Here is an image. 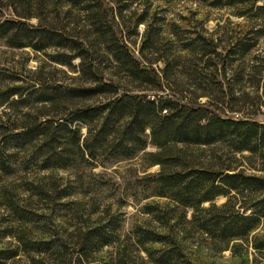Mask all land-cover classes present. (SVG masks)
I'll return each instance as SVG.
<instances>
[{"label":"trees","instance_id":"16d2710c","mask_svg":"<svg viewBox=\"0 0 264 264\" xmlns=\"http://www.w3.org/2000/svg\"><path fill=\"white\" fill-rule=\"evenodd\" d=\"M256 2L210 0L213 6L239 4L240 15L253 8L261 20V25L259 19L253 22L255 29L247 28L222 45L224 51L213 33L202 31L163 50L151 49L159 42V32L147 30L136 55L115 28L120 24L116 14L123 18L127 1L0 0V8L13 12L4 16L0 9V37L9 45L40 51L54 48L52 60L61 64L80 59L79 75L71 82L48 81L39 75L38 86L28 83L0 89V104L8 101L9 107L21 104L26 109L21 117L0 114V170L12 174L22 167L26 172L33 165L38 171H81L63 185L62 176L57 175L30 179L21 189L26 195L2 186L0 207L15 216L19 227L2 229L0 235L12 234L15 243L0 246V263L20 254L32 264H138L137 258L145 262L139 253L135 258L130 249L120 246L117 213L107 211L86 219L81 211V223L62 233L46 228L48 213L33 205L45 201L50 210L55 202L67 205L60 200L75 192L77 187L70 182L82 183L86 167L130 158L140 151L148 166L158 167L141 177L144 196L147 192L165 199L146 202L143 209L166 231L142 225L132 231L137 249L146 252L150 261L204 264L190 257L185 245L187 234L194 231L224 249L248 237L264 219V98L256 93L264 75V58L245 67L255 84L252 93L236 87L244 66L228 70L264 33V0ZM61 5L67 7L61 10ZM47 8L51 17L45 22L28 21L39 14L49 16ZM143 20L138 16L135 25ZM173 34L178 39L183 36L179 29ZM166 40V44L172 42L169 36ZM158 61L161 67L155 65ZM35 103L42 107L31 110ZM258 113L262 119L255 117ZM149 143L156 148L145 150ZM242 162L263 173L245 171ZM218 195L225 200L217 203ZM32 223L40 227L41 235H34ZM153 242L160 246L150 245ZM68 243H73L70 252ZM107 244H117L115 256L97 258ZM252 245L264 251V236L254 238Z\"/></svg>","mask_w":264,"mask_h":264},{"label":"rangeland","instance_id":"374dc122","mask_svg":"<svg viewBox=\"0 0 264 264\" xmlns=\"http://www.w3.org/2000/svg\"><path fill=\"white\" fill-rule=\"evenodd\" d=\"M123 1H127L129 5L127 9L122 10L123 18H120L118 13L116 14L117 21L120 24L115 28L119 36H124V39L131 45L136 55H138V48L142 43L143 33L147 30L159 32V42L151 49L157 47L163 50L164 48L162 47L173 45L177 42L182 43V41L189 39L190 35L194 34V32L202 31L204 33H213L218 38L216 40H219L220 46L218 48L224 51L221 46L227 44L229 40H234L235 37L243 35L245 29L250 27L252 29L254 27L252 26L254 21L259 19L257 22L261 25V20L255 16V10L253 8L242 15L238 14V11L242 8L239 4L213 6L210 4V0ZM261 2L262 0H257L256 4H260ZM66 7L61 5L59 8L62 10V8ZM0 9H2L1 11L4 16L13 15L11 9L5 6H2ZM33 11L38 15L39 12L36 8ZM45 13H49V16L39 14L38 18L32 17L28 21L36 23L37 19H40L43 23L46 21L45 18L51 17L48 8ZM140 15L144 17V20L138 25H135ZM175 29H179L183 33V36H181L183 37L182 39L179 36L178 39L173 34ZM255 34L257 33L255 32ZM168 36L172 42L166 44L169 42L166 40ZM243 37L245 39L247 38L246 35ZM256 39L257 42L250 52L243 58L233 60L234 64L229 66L230 70H228V72H233L240 65L244 66L241 76L243 79H240L238 82L236 81V87L238 89L244 88V90H249L250 93L255 90V84L252 82V74L247 73L245 67L247 66V62L256 61L258 63L261 61V57L264 58V33ZM55 53L56 50L51 47L46 48L44 51L35 50L31 46L14 47L9 45L5 38L0 37V89L11 85H27L28 83H36L35 85L38 86L37 77L39 75L45 77L48 81L60 83H68L75 80L73 78L79 75L80 72L79 57H74L65 64H61L52 60V55ZM155 65L161 67L163 63L158 61ZM262 68H264V65ZM260 80V85L256 93H260L262 98H264V75ZM33 87L30 89H33ZM13 97L19 98L17 94L13 95ZM204 98L202 97L201 100H204ZM8 104V101L0 104V114L6 112L11 117H21L22 112L26 110L21 104H16L13 108L9 107ZM34 105L30 108L31 110H35L36 107H42L41 104L35 103ZM261 109L263 110L264 106ZM229 113L235 116L239 115V113ZM255 117L258 119L263 118L261 113H258ZM82 131H85L84 127ZM155 148V145L149 143L145 150H153ZM143 155L144 152L140 151L137 155L130 158L115 159L111 162L100 163L93 168L86 167L82 172L83 181L82 183L80 182L81 184L79 182H70L71 185L73 183L76 185L75 192L60 200L66 202L67 205H62L61 202H55L50 210L49 207L47 208L45 201H34L33 205L38 207V211L48 213L44 226L52 232L59 230L62 233H66L67 231L73 230L78 223H81V211L86 219L103 215L107 211L117 213L120 217V222L117 226L118 234L121 236V241L124 239V241H120V246L125 245L126 248L131 250V255L135 258L137 257V253L144 257L145 262L137 258L141 262L136 263L154 264L147 258L146 252L137 249L138 244L135 242V235L132 232L136 225L153 227L158 231H166L163 226L158 225L159 222L153 219L151 214L145 212L143 209L146 202L157 200L161 203L165 201L163 197L148 196L147 192V196H144L145 192L141 187V177L148 172L156 171L158 167L157 165L148 166ZM240 157L237 154V158ZM242 163L241 166L245 167V171L263 173L253 168L249 169L245 162ZM21 168L18 167L12 174H7L0 170V192L4 185L3 188L16 189V194L21 193V195H26L27 192L21 191L27 185L26 181L39 179L45 173L51 174V179H53L52 177L55 178L56 175L62 176V180H60L61 185L66 183V181L69 182L78 174H81V171L74 168L58 169L50 172L49 170L38 171L33 165L26 172L25 170H20ZM47 179L49 178L45 180ZM224 200L225 196L223 195H218L215 198L217 203ZM68 206H70V209L66 208ZM21 224L20 227L22 226ZM6 225L13 226L17 229L19 222L8 209L0 207V233ZM27 225V228H30V223ZM32 226L34 235H41L39 234L40 227L36 223H32ZM202 236L196 231L187 234V243L185 245L189 253H191L190 257L204 264H264V251H260L252 245L254 238L264 236V219L249 233L248 237L237 241L235 240V242L230 243L229 247L225 249L222 244L212 243L210 240L202 238ZM14 243L12 234L0 235L1 247H13ZM68 245V252H70L73 243H68ZM150 245L158 247L160 243L153 242ZM116 246L117 244L102 246L99 252H97L96 257L101 259H106L110 256L114 257L118 249ZM0 264L32 263L29 261L28 256L20 254L17 258L5 260V262H1Z\"/></svg>","mask_w":264,"mask_h":264}]
</instances>
